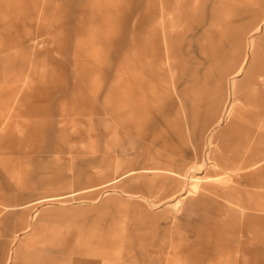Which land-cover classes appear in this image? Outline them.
I'll list each match as a JSON object with an SVG mask.
<instances>
[{
    "label": "rangeland",
    "instance_id": "rangeland-1",
    "mask_svg": "<svg viewBox=\"0 0 264 264\" xmlns=\"http://www.w3.org/2000/svg\"><path fill=\"white\" fill-rule=\"evenodd\" d=\"M261 37L264 0H0V264H264V150L218 161L264 147Z\"/></svg>",
    "mask_w": 264,
    "mask_h": 264
},
{
    "label": "crops",
    "instance_id": "crops-1",
    "mask_svg": "<svg viewBox=\"0 0 264 264\" xmlns=\"http://www.w3.org/2000/svg\"><path fill=\"white\" fill-rule=\"evenodd\" d=\"M259 39H263L264 41V37H261V38H256L254 40V42L252 43V53H251V60H250V71H249V81H253L252 80V76L255 72H257L258 70H262L261 67H259V64L262 65L264 64V44L260 45V44H257V41ZM256 55V59L257 61L252 64V59H253V56ZM261 73H264V72H261ZM264 75V74H263ZM256 80V78H255ZM254 80V81H255ZM246 84V86L248 88L242 90L241 88H238L237 85L234 87V99L235 100H240V101H243L245 103H247L248 105L249 104H252L253 103V100H254V97H255V92H254V89L252 87V84L251 82H249ZM251 85V86H250ZM240 133V131H239ZM241 135V134H240ZM239 135V136H240ZM250 134H246V135H241L240 138H239V141H236L235 142V145H233V147H231V152L233 155V160H230L228 161L229 159H227L226 157L224 156H220L218 158V161L220 162V164H222L223 166H225V168H233V167H237V166H240V167H244V166H247L248 164H250L251 166H255L258 164V162H255V163H243V153L247 150V149H252L253 151H257L259 149H261L262 151L264 150V147H261L259 144L257 143H251L249 144V141L250 140ZM162 169H165V170H168L170 172H175L176 170L173 169V168H167V167H164ZM178 173H180L179 171H177ZM181 175V174H180ZM35 217V216H34ZM32 222H30L28 225L29 226H32ZM28 225H26V228L28 227ZM114 243H118V244H122L123 243V239H118V240H115ZM68 248V247H67ZM66 249V247L62 246L61 248L57 247V248H54V247H50L48 249V254H47V260L50 261V262H53V261H57L61 258V255H57L55 254L56 252H61V251H64ZM89 254L91 255V252L89 251ZM101 254L102 255H105V256H112L111 255V251L110 250H107V249H104L103 251H101ZM12 259H13V253L10 252L6 257H5V260L8 262V261H11L12 262ZM82 258H77L76 259V262H78L77 264H82Z\"/></svg>",
    "mask_w": 264,
    "mask_h": 264
},
{
    "label": "bare ground",
    "instance_id": "bare-ground-1",
    "mask_svg": "<svg viewBox=\"0 0 264 264\" xmlns=\"http://www.w3.org/2000/svg\"><path fill=\"white\" fill-rule=\"evenodd\" d=\"M256 56V55H255ZM252 64H254V60L252 61ZM240 110H242L241 108H239ZM239 110V111H240ZM237 112H238V110H237ZM234 116V115H233ZM197 182H199V179L197 180ZM196 185H198V183L196 184Z\"/></svg>",
    "mask_w": 264,
    "mask_h": 264
}]
</instances>
